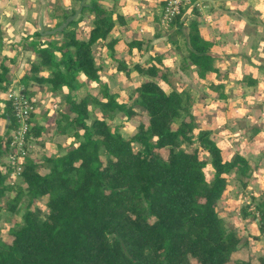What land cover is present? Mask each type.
I'll use <instances>...</instances> for the list:
<instances>
[{
    "label": "trees",
    "instance_id": "16d2710c",
    "mask_svg": "<svg viewBox=\"0 0 264 264\" xmlns=\"http://www.w3.org/2000/svg\"><path fill=\"white\" fill-rule=\"evenodd\" d=\"M103 1L90 0L83 8L92 16L88 28H81L79 16L45 41L40 30L33 33L37 40L29 48L38 61L30 62L22 76V92L29 94L27 87L34 82L65 93L69 132L77 141L65 153L41 160L29 152L12 200L7 198L16 186L9 184L10 167L2 159L12 152L18 123L10 102L3 100L0 210L7 205L15 211L22 203L24 213L8 240L0 238V264H264V256H238L249 248L251 238L243 229L247 222L255 220L264 234V186L259 202L250 186L264 169V156L256 164L240 153L224 155L213 130L199 127L192 88L175 86L171 61L155 46L132 37L125 44L128 54L118 56L120 42L112 33L126 22ZM152 7L159 22L163 3ZM190 7L194 12L195 6ZM75 11L52 5L47 29ZM184 17L185 10L171 21L175 40L169 38L183 56L181 69L192 73L194 83L204 84L202 98L228 100L227 79L219 76L234 70H220L214 43L202 35L199 23L183 32ZM100 51L110 52L117 70L134 82L126 100L121 87L111 91L101 80ZM12 70L0 61L3 92L11 86ZM85 79L98 85L99 94L86 89ZM236 83L259 93L261 82L254 74L238 76ZM119 115L136 123L131 136L110 125L108 118ZM30 122L35 142L38 134ZM233 186L252 201L246 197L238 212L242 229L230 226L217 207Z\"/></svg>",
    "mask_w": 264,
    "mask_h": 264
},
{
    "label": "crops",
    "instance_id": "0c3cea01",
    "mask_svg": "<svg viewBox=\"0 0 264 264\" xmlns=\"http://www.w3.org/2000/svg\"><path fill=\"white\" fill-rule=\"evenodd\" d=\"M197 1L202 4L200 8L195 6L194 12L192 7L185 9L183 32L187 34L190 24L199 23L202 35L214 43L213 51L217 52L221 59L219 66L221 71H225L230 67L234 70V74L238 76L243 74H254V76H257L261 83H259V93L254 94V96L256 95L254 105L259 106L262 110L264 108V82H262L264 81V66L259 65L264 63V0ZM103 2L108 7L115 9L117 13L123 15L126 22L118 25L112 33V37L119 39L120 42L117 51L122 49L127 55V46L125 44L132 37L139 40L144 39L147 42L146 44L152 47H157V41L163 39V41L167 40V43L170 42L169 38H172V41L175 40V37H170L175 28H172V25H164L161 18L158 22L154 17L153 1L104 0ZM83 3L89 6L90 0H0V61L5 60L13 68L10 87L20 86L26 89L25 85L21 83V78L26 74L30 62L38 61L37 55L33 49L29 48V45L33 40H37L33 37V33L36 30H40L41 25L45 27V30L50 25L48 23V14L51 6L58 4L67 10H78ZM79 16L83 17L80 23L81 28H88L91 24L92 16L88 11L81 12ZM144 33H147L148 36L144 37ZM46 39V36H44L41 40L45 41ZM57 39L60 40L61 37ZM171 45V50L169 51H171L173 58L170 57V59L172 58V62L174 60L176 62L178 59L177 61L179 62L183 59V56L177 53L178 51L173 43ZM156 50L158 49L156 48ZM97 55L102 63L101 80L103 81V76L107 77L105 74V60L112 61V59L108 51H100ZM145 55L142 58V62L147 59ZM179 72L183 74V72L187 71H183L180 67ZM119 77L125 80L124 74L121 73ZM85 81L87 86L93 84L90 80L85 79ZM246 85L236 83L235 86L246 90L251 89L253 92L254 86ZM27 92L37 98L36 110L32 117V126L35 127L38 135H35V148L33 149L35 154L32 156H38V151H43L40 155L48 152L49 155L52 154L51 156L65 153L77 141L67 128L69 127V125L67 126L69 111L65 99L66 94L53 92L47 86L34 82L29 84ZM5 97L6 93H0L1 111L4 109L3 100H5ZM239 98L243 99L242 97ZM204 125L206 123L203 124V127H205ZM254 125H252L254 130H264V110L256 116ZM0 128L2 133L5 132V121H1ZM61 128H67L68 130ZM232 133L230 134L231 136ZM230 144L228 142V149L231 147ZM238 144L240 145V143ZM240 147L245 149L244 146L240 145ZM263 147L264 143L262 146L257 145L256 148L253 146L250 152L251 156H248V153L240 148L236 153L251 158L257 164L262 159L261 156H264ZM259 172L262 173L263 170ZM235 188L238 187L236 186Z\"/></svg>",
    "mask_w": 264,
    "mask_h": 264
},
{
    "label": "rangeland",
    "instance_id": "374dc122",
    "mask_svg": "<svg viewBox=\"0 0 264 264\" xmlns=\"http://www.w3.org/2000/svg\"><path fill=\"white\" fill-rule=\"evenodd\" d=\"M190 6L191 5H189L188 8ZM135 34L139 35L138 33ZM143 36L147 37L148 34L144 33ZM163 40L157 41L158 43L156 44L157 45L156 48L158 49L159 52L165 54L167 58H169V60L171 61L173 57L171 56L172 54L171 51L169 50H171L170 47L172 45L171 43H167L166 42L167 40L166 41ZM118 54H119L118 56H124L126 52L120 49L118 51ZM170 57L172 58L170 59ZM177 60L176 62H174L175 60L173 62L171 61V66H170L173 81L177 88H185V87L192 88L193 92L191 93V95L194 96L196 100H198L196 102V109H198L199 119L202 123V124L199 123L200 129H208V128L211 129L212 127V130L215 134V139L222 147L224 155L226 157L232 158L233 157L232 155L236 153L239 148L242 151L247 152L248 156H251L250 153L252 150L251 148L253 146L254 148H256L257 145L262 146L264 143V132H263L264 130L261 129L255 131L254 128L252 127V125H254V122L256 121V116H258L260 112L262 113L264 110V108H262L261 110L259 106L254 105L256 101V97H255L256 95L254 96V93L252 92L251 89L246 90L239 88V86L236 87L235 86L236 79L238 76L233 72L231 74L226 73V75L224 74L225 76L224 75L219 76V77H225L227 79L228 87L226 88L227 89L226 94L228 96L230 95L227 98L228 100L214 101L211 99V97L202 98L201 95L205 94L204 84L194 83L192 73H190L189 70L181 74L179 70L181 65L183 64V59H181L179 62ZM104 65H105V74L107 77L105 78V76H103V81L109 84L111 91L118 90L121 87L122 95L124 96L123 99L126 100L128 98V95H130V93L132 92L133 89L132 84L134 82L129 83L126 79L125 80L122 78L120 79L119 75L121 73L117 71L115 61L113 60L110 61L107 59L105 60ZM207 84H211L210 81ZM84 89L85 88H83L82 90ZM86 89H89L94 95L99 94L100 91V88L95 83L88 85ZM6 92L7 91L3 92L0 90L1 94ZM239 97H242L243 99H240ZM96 114H100V112L98 111ZM108 119L112 128H118L119 131L126 137L131 136L133 132H135V126H136L135 122H130V121L127 122L124 119V117L120 115L114 118L109 117ZM204 123H206V125H204L205 127H203ZM67 128L70 131V128L69 127ZM67 128H61V129L68 130ZM231 133L232 136L230 135ZM228 142L231 143L230 144L231 147L229 149H228L229 146ZM238 143H240L241 146H244L245 149L240 147ZM262 149H264V147ZM41 152L43 151L40 152L38 151L39 155L34 157L36 160H41L42 158L52 155V154L49 155L48 152H44L43 154L40 155ZM33 154H35L34 151L32 152V155ZM251 183H252L250 185L252 187L251 194H253L254 195L253 197L256 198L255 201L259 202L260 198L263 196L262 188L264 186V169L262 173L257 172L255 174ZM21 185H22V180H19L18 183H16L15 185L16 187L14 186L15 188H12L13 190L9 192L10 198H7L8 200H12L11 196H14L17 189ZM235 187L236 186H233V188L231 189V193L224 196V198L218 203L217 207L221 216H223L229 222L230 226H234L236 228L239 227L242 229L244 227L242 226V224L245 223L241 221L238 212H240L242 201L246 202L247 196L241 193L239 187L238 188ZM7 199L3 200L2 204ZM250 202H252L251 199L247 197V203ZM23 213H24V204L22 203L16 208L15 211H10L7 205H5L4 208L0 210L1 240H8L9 232L19 227L22 221ZM244 222H247V220ZM243 229L245 232H248L249 239L250 238L251 239L249 241L248 250H244L238 256L252 257V258H256L258 256H264V234H262L260 229L257 227L256 221L254 220L251 222H247L246 226ZM244 236L247 237L246 235Z\"/></svg>",
    "mask_w": 264,
    "mask_h": 264
},
{
    "label": "built area",
    "instance_id": "2783aa9c",
    "mask_svg": "<svg viewBox=\"0 0 264 264\" xmlns=\"http://www.w3.org/2000/svg\"><path fill=\"white\" fill-rule=\"evenodd\" d=\"M163 3L162 23L169 26L171 21L189 5L197 8L201 2L194 0H151ZM22 87L12 86L6 92V99L13 107L18 126L11 142L12 152L5 157L10 171L8 180L11 186H15L21 180L23 163L29 152L34 149V137L30 135L32 113L36 110L37 98L22 92Z\"/></svg>",
    "mask_w": 264,
    "mask_h": 264
},
{
    "label": "water",
    "instance_id": "95a60500",
    "mask_svg": "<svg viewBox=\"0 0 264 264\" xmlns=\"http://www.w3.org/2000/svg\"><path fill=\"white\" fill-rule=\"evenodd\" d=\"M84 6H87V4L83 3L81 5V7L75 11L74 15L70 16L67 18V20L65 22H63L60 26L52 29V30H45V27L43 25H41L40 27V33L43 36H52L55 35L57 33H62L63 31H65L67 29V27L71 24L72 21L76 20L78 18V16L80 15V13L82 12V9Z\"/></svg>",
    "mask_w": 264,
    "mask_h": 264
}]
</instances>
